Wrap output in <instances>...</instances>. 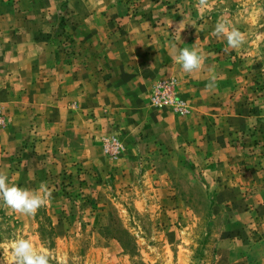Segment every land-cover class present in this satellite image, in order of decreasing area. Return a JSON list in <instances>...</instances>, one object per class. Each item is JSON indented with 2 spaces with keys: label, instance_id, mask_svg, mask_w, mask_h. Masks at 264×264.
Segmentation results:
<instances>
[{
  "label": "crops",
  "instance_id": "1",
  "mask_svg": "<svg viewBox=\"0 0 264 264\" xmlns=\"http://www.w3.org/2000/svg\"><path fill=\"white\" fill-rule=\"evenodd\" d=\"M214 2L202 8L198 0H172L151 6L157 10L143 18L125 0H15L14 8L0 0V108L7 122L0 128V163L26 137H60L66 130L82 144L71 148L66 141L61 150L95 162L100 135L111 132L127 147L142 145L143 139H157L160 147L179 144L191 158H200L221 200L263 201L264 151L255 162L252 156L243 160L242 142L249 136L240 133L252 122L256 141L264 137V81L257 89L243 84L236 66L232 74L221 62L233 53L240 74L239 58L264 71L257 48L264 32L253 31L260 6L241 9L234 25L245 42L230 49L225 37L213 34L216 18L208 16L206 29H194L183 12L193 6L206 10ZM133 5L148 7L147 2ZM217 41L222 48H214ZM182 48L202 50L200 69L183 70L175 60ZM167 76L178 79L189 114L151 107L153 85ZM248 186L253 191L241 194ZM258 229L249 251L264 259V228Z\"/></svg>",
  "mask_w": 264,
  "mask_h": 264
},
{
  "label": "rangeland",
  "instance_id": "2",
  "mask_svg": "<svg viewBox=\"0 0 264 264\" xmlns=\"http://www.w3.org/2000/svg\"><path fill=\"white\" fill-rule=\"evenodd\" d=\"M13 1L7 0L14 8ZM170 1L125 0L143 18L153 16L157 8L151 6ZM137 2H147L148 7L134 6ZM253 4L260 6L253 31L264 32V0H215L206 10L193 6L183 12L194 21L190 25L194 29H206L203 19L208 16L237 29V15ZM243 29L249 31V26ZM218 43L213 42L215 49L222 48ZM257 48L262 49L258 58L264 63V41ZM241 61V74L239 65H233V53L221 62L229 64L232 74L236 66L235 74L241 75L243 84L254 83L257 89L264 81L263 67L254 71L251 59ZM169 78L175 79L176 95L188 111L178 114L170 106H153L152 91L149 103L185 116L191 107L179 96L178 79L160 80ZM1 114L5 117L3 109ZM6 123L5 119L0 128ZM251 123L240 133L249 136L245 142L242 136V156L243 160L252 156L255 162L258 152L264 151V137L256 141ZM119 137L111 132L100 135L101 152L90 163L61 150L66 141L71 148L82 144L71 131L60 137H26L0 163L10 184L38 189L44 182L52 190L48 204L34 216L16 213L0 200V264H14L12 245L21 238L31 240L38 251H50L55 256L51 264H264L248 244L260 234L258 228H264V199L221 200L200 158L195 154L191 158L179 144L160 147L157 139H143L144 144L133 142L127 147ZM244 189L243 195L253 191L249 186ZM244 212L248 217H239Z\"/></svg>",
  "mask_w": 264,
  "mask_h": 264
},
{
  "label": "clouds",
  "instance_id": "3",
  "mask_svg": "<svg viewBox=\"0 0 264 264\" xmlns=\"http://www.w3.org/2000/svg\"><path fill=\"white\" fill-rule=\"evenodd\" d=\"M198 4L203 8L207 6L208 0H198ZM213 34L225 37L230 49L238 48L245 42L244 34L234 27L230 29L226 21H218ZM203 59L202 50L198 48H182L175 57L186 73L200 69ZM181 103L177 102L178 105ZM51 196L52 190L44 182H41L38 189H29L15 183L10 184L8 174L0 171V200L16 213L34 216L41 207L48 204ZM12 253L14 264H51L55 259L50 251H38L31 240L23 238L14 241Z\"/></svg>",
  "mask_w": 264,
  "mask_h": 264
},
{
  "label": "built area",
  "instance_id": "4",
  "mask_svg": "<svg viewBox=\"0 0 264 264\" xmlns=\"http://www.w3.org/2000/svg\"><path fill=\"white\" fill-rule=\"evenodd\" d=\"M182 102L180 105L177 102ZM151 103L155 107L170 106L178 114H185L188 111L186 103L176 95V81L174 78L158 81L151 93ZM5 124V117L1 114L0 108V126Z\"/></svg>",
  "mask_w": 264,
  "mask_h": 264
}]
</instances>
